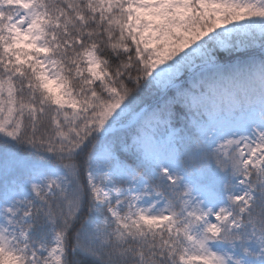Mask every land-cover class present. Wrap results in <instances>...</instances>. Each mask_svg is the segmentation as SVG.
<instances>
[{
	"label": "snow or ice",
	"instance_id": "snow-or-ice-1",
	"mask_svg": "<svg viewBox=\"0 0 264 264\" xmlns=\"http://www.w3.org/2000/svg\"><path fill=\"white\" fill-rule=\"evenodd\" d=\"M0 264H264V0H0Z\"/></svg>",
	"mask_w": 264,
	"mask_h": 264
}]
</instances>
